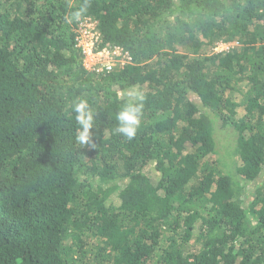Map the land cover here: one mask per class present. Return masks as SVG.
<instances>
[{
	"label": "trees",
	"instance_id": "1",
	"mask_svg": "<svg viewBox=\"0 0 264 264\" xmlns=\"http://www.w3.org/2000/svg\"><path fill=\"white\" fill-rule=\"evenodd\" d=\"M81 8L123 65L84 66ZM263 175L264 0H0V264H264Z\"/></svg>",
	"mask_w": 264,
	"mask_h": 264
},
{
	"label": "built area",
	"instance_id": "2",
	"mask_svg": "<svg viewBox=\"0 0 264 264\" xmlns=\"http://www.w3.org/2000/svg\"><path fill=\"white\" fill-rule=\"evenodd\" d=\"M75 32L76 45L81 49L83 64L89 70L110 71L130 59L128 52L124 51L120 46H97L99 40L97 22L90 17L80 18ZM236 44L237 41H218L213 50L217 53H225Z\"/></svg>",
	"mask_w": 264,
	"mask_h": 264
},
{
	"label": "clouds",
	"instance_id": "3",
	"mask_svg": "<svg viewBox=\"0 0 264 264\" xmlns=\"http://www.w3.org/2000/svg\"><path fill=\"white\" fill-rule=\"evenodd\" d=\"M85 8L72 13L73 17L79 19ZM130 99L116 113L117 127L116 132L123 135L128 140H132L137 135L140 127L141 114L144 107L145 97L139 90H131L126 93ZM72 109L75 113L76 123L79 125L76 139L81 145H90L95 147L91 142V130L94 125V112L85 99L73 101Z\"/></svg>",
	"mask_w": 264,
	"mask_h": 264
},
{
	"label": "rangeland",
	"instance_id": "4",
	"mask_svg": "<svg viewBox=\"0 0 264 264\" xmlns=\"http://www.w3.org/2000/svg\"><path fill=\"white\" fill-rule=\"evenodd\" d=\"M219 138V142H220V145H219V152H218V156L220 157L221 155V158L223 160H226V159H229V148L228 146L230 145V139H227V137L225 136V133L222 134V138L218 137ZM229 151V152H228ZM264 177V175L262 176V178Z\"/></svg>",
	"mask_w": 264,
	"mask_h": 264
}]
</instances>
